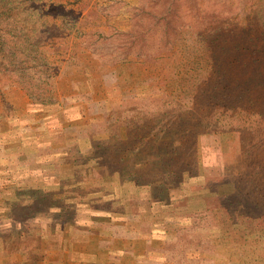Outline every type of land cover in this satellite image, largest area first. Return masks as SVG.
I'll list each match as a JSON object with an SVG mask.
<instances>
[{"label": "rangeland", "instance_id": "rangeland-1", "mask_svg": "<svg viewBox=\"0 0 264 264\" xmlns=\"http://www.w3.org/2000/svg\"><path fill=\"white\" fill-rule=\"evenodd\" d=\"M34 2L55 98L0 97V264H264V0Z\"/></svg>", "mask_w": 264, "mask_h": 264}, {"label": "trees", "instance_id": "trees-1", "mask_svg": "<svg viewBox=\"0 0 264 264\" xmlns=\"http://www.w3.org/2000/svg\"><path fill=\"white\" fill-rule=\"evenodd\" d=\"M30 1L33 3H24V10L22 11L20 2L0 0V97L7 101L9 92L16 88L25 92L34 103L49 104L55 98L51 71L49 70L52 68L48 67L49 65L46 67L45 71L49 74V78L41 80L36 76V65H43L48 62L46 50H44L47 42L45 36L51 24L49 25L48 18L43 16V6L34 2L35 0ZM28 8L36 9L40 18L33 21L34 17L25 15L24 12ZM29 22L32 24H28ZM29 25H31L30 30H28ZM229 123L233 127H242L244 119L242 115H239V119H228L218 124L222 127V125ZM242 137L236 142V146L244 141ZM260 151L259 148L254 150L256 154ZM259 161L261 166H264L261 159ZM257 164L258 162L255 164L256 169H261V166L259 167ZM238 166L241 167V163ZM262 184L263 180L259 177L254 188L261 189ZM255 200L264 205V189L255 197Z\"/></svg>", "mask_w": 264, "mask_h": 264}]
</instances>
